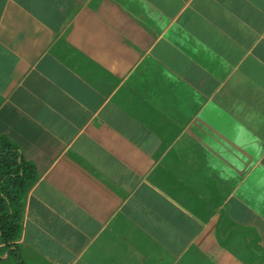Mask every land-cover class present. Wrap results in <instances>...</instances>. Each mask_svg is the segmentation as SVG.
<instances>
[{
    "label": "crops",
    "instance_id": "crops-1",
    "mask_svg": "<svg viewBox=\"0 0 264 264\" xmlns=\"http://www.w3.org/2000/svg\"><path fill=\"white\" fill-rule=\"evenodd\" d=\"M15 160L0 264H264V0H0Z\"/></svg>",
    "mask_w": 264,
    "mask_h": 264
},
{
    "label": "trees",
    "instance_id": "trees-1",
    "mask_svg": "<svg viewBox=\"0 0 264 264\" xmlns=\"http://www.w3.org/2000/svg\"><path fill=\"white\" fill-rule=\"evenodd\" d=\"M18 167L17 161L12 162V166L9 164H0V183L15 171L19 173L18 170L14 169ZM28 174H26L27 180ZM15 181H20V184L25 185V177H18ZM13 182V179H10ZM35 180L27 182L25 189L28 190L31 185H33ZM8 183V182H7ZM6 183V184H7ZM24 187V186H22ZM2 192L4 190L2 189ZM1 192V193H2ZM0 193V233L2 235V240L5 242L13 241L17 238V232L19 230L21 209H23V202L13 195L6 194L7 200L3 198Z\"/></svg>",
    "mask_w": 264,
    "mask_h": 264
}]
</instances>
